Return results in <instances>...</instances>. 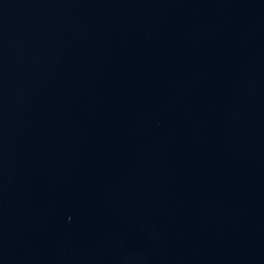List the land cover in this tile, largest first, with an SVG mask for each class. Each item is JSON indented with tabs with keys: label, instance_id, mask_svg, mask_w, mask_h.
I'll return each instance as SVG.
<instances>
[{
	"label": "water",
	"instance_id": "water-1",
	"mask_svg": "<svg viewBox=\"0 0 264 264\" xmlns=\"http://www.w3.org/2000/svg\"><path fill=\"white\" fill-rule=\"evenodd\" d=\"M0 264H264V0H0Z\"/></svg>",
	"mask_w": 264,
	"mask_h": 264
}]
</instances>
